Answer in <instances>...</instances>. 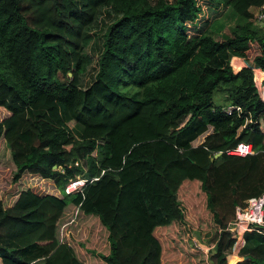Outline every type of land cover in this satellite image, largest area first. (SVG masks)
<instances>
[{
    "label": "trees",
    "instance_id": "16d2710c",
    "mask_svg": "<svg viewBox=\"0 0 264 264\" xmlns=\"http://www.w3.org/2000/svg\"><path fill=\"white\" fill-rule=\"evenodd\" d=\"M251 7L264 0H0V134L13 164L0 167V264H163V232L188 230L196 194L210 245L196 264H264L260 225L225 261L234 206L264 194V17ZM227 8L237 21L213 37L205 29ZM100 13L109 22L85 82ZM238 141L254 152H226Z\"/></svg>",
    "mask_w": 264,
    "mask_h": 264
},
{
    "label": "rangeland",
    "instance_id": "374dc122",
    "mask_svg": "<svg viewBox=\"0 0 264 264\" xmlns=\"http://www.w3.org/2000/svg\"><path fill=\"white\" fill-rule=\"evenodd\" d=\"M140 2H145V0H138ZM252 11V18L256 21V15L260 12L259 7H251ZM206 13V10L205 12ZM237 21L236 15L232 14L229 8L224 10V12L213 19L208 26L206 27L205 31L210 33L213 37L220 38L226 35H229L233 25ZM109 22V16L105 13H100L97 15L96 19L91 23L90 26L86 28L87 38L84 41V61H85V69L83 71V81L88 82L91 78V74L94 72L96 68V57L98 51L101 48V40H102V32L104 29V25ZM261 22V21H260ZM263 22V21H262ZM261 22V23H262ZM251 52H253L251 48ZM219 59V58H217ZM239 59L237 67L244 64V60L240 57H231V62L233 66L235 65L236 60ZM244 61V62H241ZM236 62V63H237ZM236 67V65H235ZM255 70V69H253ZM254 76V72H253ZM255 84L258 88L259 94L262 98H264V76L260 79L255 78ZM213 101L218 102L221 100L222 96L218 91H215L212 95ZM61 112L65 115V110L61 107ZM210 127H208V130ZM202 134H199L192 143H198L202 139ZM0 167L3 168H13V164L9 155V150L4 143L3 137L0 134ZM21 179H26V175L22 174ZM29 183H38L44 190L48 189L51 190V185L48 182H44L39 178H30ZM4 195V193H2ZM195 200L191 201L186 207L187 215L191 213V216L188 218L189 220H185V226L188 227L184 233H176L175 232V225H172L168 228L165 232H163L162 238V261L163 264H196L198 259L199 253L196 249H200L204 254V262L206 261V253L209 249L210 245L206 243L203 239H201L202 232H201V220L197 216L198 208L197 206L192 207L196 202H198L201 198L200 195L196 194ZM79 226L76 227L75 230L71 229L72 235L69 234V241L70 243L76 245L78 240H83L85 236V230H83ZM88 235L85 237L86 241L90 237L89 232ZM102 237V235H101ZM243 238V236H242ZM237 243V244H236ZM235 245L230 248H227V253L225 255L226 258L229 259L230 263L232 262L231 258H238L240 254H237V250L241 247L242 242L238 241ZM234 244V243H233ZM227 264V262H226Z\"/></svg>",
    "mask_w": 264,
    "mask_h": 264
},
{
    "label": "built area",
    "instance_id": "2783aa9c",
    "mask_svg": "<svg viewBox=\"0 0 264 264\" xmlns=\"http://www.w3.org/2000/svg\"><path fill=\"white\" fill-rule=\"evenodd\" d=\"M263 17L264 12L260 11L256 15V21H261ZM222 108L227 113L231 112L232 109H235L236 111L240 110L239 105L236 104H225ZM226 152L236 155H244L254 152V148L250 142L238 141L233 147L227 149ZM83 180L84 178H75L69 181L65 185L64 191L67 192L69 190L77 189L83 183ZM263 203L264 194L260 196H249L245 199L244 204H236L234 206L233 217L228 223V229L230 230L232 237H234V244L238 241L243 243L242 234L244 231H250L253 229L258 230L259 225L264 229Z\"/></svg>",
    "mask_w": 264,
    "mask_h": 264
},
{
    "label": "water",
    "instance_id": "95a60500",
    "mask_svg": "<svg viewBox=\"0 0 264 264\" xmlns=\"http://www.w3.org/2000/svg\"><path fill=\"white\" fill-rule=\"evenodd\" d=\"M218 153H219V152H215V153L213 154V156H217V155H218Z\"/></svg>",
    "mask_w": 264,
    "mask_h": 264
}]
</instances>
